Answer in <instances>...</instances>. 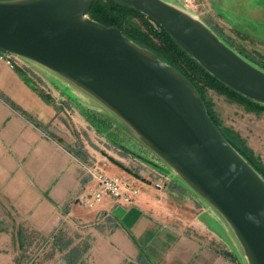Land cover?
<instances>
[{"label":"water","instance_id":"95a60500","mask_svg":"<svg viewBox=\"0 0 264 264\" xmlns=\"http://www.w3.org/2000/svg\"><path fill=\"white\" fill-rule=\"evenodd\" d=\"M94 0H0V50L45 66L116 114L233 229L248 264H264V178L214 123L181 72L116 26ZM158 22L218 81L264 104V70L200 19L165 0H116Z\"/></svg>","mask_w":264,"mask_h":264},{"label":"crops","instance_id":"0c3cea01","mask_svg":"<svg viewBox=\"0 0 264 264\" xmlns=\"http://www.w3.org/2000/svg\"><path fill=\"white\" fill-rule=\"evenodd\" d=\"M214 2L220 12L232 16L225 0ZM250 12L264 22V10ZM237 20L234 22L241 29L247 27ZM257 37L264 38V34ZM4 55L0 50V210L6 211V218L0 222L13 224L10 219L17 216L38 234L57 235L68 248L87 245L81 256L87 264L206 263L200 257L205 242L187 238L191 230L166 221L159 209L164 193L157 198L160 191L152 183L131 177L135 187L141 186L142 194L136 195L130 206L115 204L109 197L92 209L80 202L79 198L96 183L83 164L95 160L114 176H125V166L119 160H110L109 151V155L102 154L84 139L77 145H65L68 140L60 134L63 117L57 112L56 102L39 91L27 70L7 64ZM193 227L199 238L204 229L199 224ZM67 233L72 235L66 239ZM170 240H176L175 247L183 250L181 255L159 257L163 247L171 246ZM149 245L146 258L143 249ZM211 264L222 262L215 257Z\"/></svg>","mask_w":264,"mask_h":264},{"label":"rangeland","instance_id":"374dc122","mask_svg":"<svg viewBox=\"0 0 264 264\" xmlns=\"http://www.w3.org/2000/svg\"><path fill=\"white\" fill-rule=\"evenodd\" d=\"M165 1L183 8V0ZM225 1L230 5L232 16L220 12L214 0H194L195 7L187 8L186 11L214 31L216 36L228 44L229 48L241 57H245L255 67L264 70V38L257 37L264 34V22L258 21L257 16H253L250 12L255 11L256 8L264 10V0ZM122 18L126 25L139 29L149 35L153 42L160 44L158 35L154 34L155 31L153 32L157 30L156 21L153 19L148 21L149 18L132 13H127ZM237 18L240 24L243 22L247 24V29L245 27L241 29L234 22ZM249 27L252 29H248ZM18 64L15 66L27 70L34 78L39 91L56 102L57 112L63 117L60 134L68 140L64 142L65 145H77L79 140L84 139L94 150L105 155L110 154L108 157L110 160L112 158L119 160L125 166V171L127 170L125 176L121 175L126 181L131 182V177L134 175L141 181L154 184V188L160 191L156 195L157 198L164 193L162 194L163 205L159 209L165 214L166 221L175 224L177 228L179 223L183 230L185 228L191 230L187 238L195 242L200 240L205 242L204 254L200 253V257L206 261L203 264H211L215 257L219 258L222 264H248L239 241L235 239L233 229L221 215L182 181L175 171L141 143L131 128L127 127L116 114L111 113L107 107L86 94L83 89L72 85L65 78L46 69L45 66L23 57H18ZM198 82L201 84L205 97V106L219 124V130H222V133L228 136L234 145L242 149V152L256 163L262 170V174H258L264 178V110L257 111L250 105L232 99L224 88L205 84L202 80ZM80 134L82 138L79 137ZM94 161L86 163L100 165L99 162ZM157 183H161L162 187L156 188ZM137 187L138 197L142 192L141 186L137 185ZM119 203L115 202V204ZM5 212L3 209L0 210V220L6 218ZM199 213L201 214L198 215ZM10 220L13 224H10V221H8L9 225L0 222V264H70L71 261H67L65 255L71 248L60 251L53 247V237L38 234L28 225L19 222L17 216L14 220ZM198 224L202 227L201 230L204 229V233L198 235L199 238L194 233L198 230L193 229V226ZM4 227H8V230H4ZM21 234L23 242H21ZM66 235L67 239L72 234ZM175 242L176 240H170L171 246L163 247L158 252L159 257L175 253L181 255L183 250L179 251L175 247ZM149 247L150 245L143 249L146 258L150 255ZM75 264L87 263L81 258V261ZM187 264L197 263L191 261Z\"/></svg>","mask_w":264,"mask_h":264},{"label":"trees","instance_id":"16d2710c","mask_svg":"<svg viewBox=\"0 0 264 264\" xmlns=\"http://www.w3.org/2000/svg\"><path fill=\"white\" fill-rule=\"evenodd\" d=\"M89 10L90 11L88 12V16L91 19L95 20L96 22H100L105 26H116L122 31L123 35L128 36V38L135 42L136 45L146 47L149 49V51L154 52L159 57H161L162 60L168 61V63L173 66L177 72H181L182 75L187 78L192 85L195 86L196 90L204 100L205 97L203 96L201 84H199L198 82L201 80L205 84L207 83L218 88H224L227 92H229V96H231L232 99L234 98L235 100L240 101L245 105H250L252 109H255L257 111L264 110V104H257L254 100L242 96V94L233 89H229L226 84H223L221 81H218L216 77L210 74L209 71L203 69L195 58L190 57L188 53L183 49V47L177 44L175 40L171 37V35L161 28L158 22L156 23L157 30H153V32L155 31L154 34L158 35L160 39V44L153 42L149 38V35L145 34L139 29L136 30L135 27H132L129 24L126 25L122 17L127 13H132L143 18H148L140 12H136L135 8H133L131 5L125 3L122 4L121 2L116 0H94ZM147 20L150 21V19ZM204 104L206 105L205 101ZM207 111L209 110L207 109ZM209 115L214 121V123L218 125L219 128V124L211 115L210 111ZM220 131L222 132V130ZM226 138L231 144V146L234 149H237L238 152L245 158L246 161L250 163V165L258 173L262 174V170L256 165V163L254 161H251L250 158L246 156L244 152H242V149L234 145L228 136H226ZM22 239L23 236L21 238V242H23ZM67 246L68 243H64L61 238L58 239L57 235L53 238L54 248H57L58 250L62 251L67 250ZM86 249H88L87 245H82L81 247L73 246L71 249H69V252L65 255V258L67 261H71L70 264H75L81 261V256L86 251Z\"/></svg>","mask_w":264,"mask_h":264},{"label":"built area","instance_id":"2783aa9c","mask_svg":"<svg viewBox=\"0 0 264 264\" xmlns=\"http://www.w3.org/2000/svg\"><path fill=\"white\" fill-rule=\"evenodd\" d=\"M195 7L194 0H183V8ZM5 61L11 66L19 65L18 56L12 53H5ZM83 168L88 173L89 177L96 181L92 190L87 195L81 196L80 202L90 209L100 204L106 197L111 198L113 201L124 204H132L134 197L139 194L138 188L130 182L123 179L121 176L109 175L97 163L91 165L83 164ZM156 188H161L162 184L157 183Z\"/></svg>","mask_w":264,"mask_h":264}]
</instances>
